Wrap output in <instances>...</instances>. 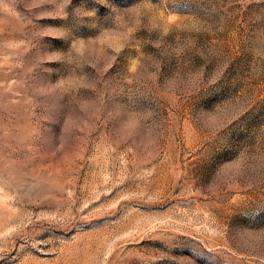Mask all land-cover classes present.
<instances>
[{"label":"rangeland","instance_id":"1","mask_svg":"<svg viewBox=\"0 0 264 264\" xmlns=\"http://www.w3.org/2000/svg\"><path fill=\"white\" fill-rule=\"evenodd\" d=\"M0 264H264V0H0Z\"/></svg>","mask_w":264,"mask_h":264}]
</instances>
